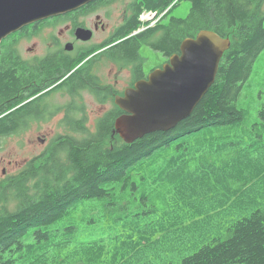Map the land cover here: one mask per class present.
<instances>
[{"label":"trees","instance_id":"trees-1","mask_svg":"<svg viewBox=\"0 0 264 264\" xmlns=\"http://www.w3.org/2000/svg\"><path fill=\"white\" fill-rule=\"evenodd\" d=\"M133 1V18L108 41V45L120 46L118 57H137L143 44L169 56L179 52L183 39L195 36L200 30L209 29L227 37L234 29L214 83L192 113L174 129L149 133L131 143L119 137V145L111 142L109 145L107 141L112 135L118 136L112 134L115 119L121 112L117 108V112L112 111L100 120L96 130L73 127L66 135L54 139L55 145L45 160L36 164L39 158H33L19 172L1 178L0 264H14L19 259L23 264H62L61 257L49 258L46 252L34 256L22 253L26 249L43 248L38 243L46 232L36 229L37 241L25 242L28 228L46 227L86 199L114 195V184L120 182L124 189L133 170L154 165H164L163 170L158 168L159 175L172 179L181 173L213 178L209 179V191H204L209 206L199 197L185 202L188 209L183 213L192 216L193 226L181 222L180 228L161 230L162 242H168L170 250L191 241L199 230L198 222L207 220L210 227L218 213L234 215L223 224L224 233L210 229L208 234H201L203 243L193 253L182 255L180 264H264V151L255 158L249 150L251 144L241 147L247 142L243 134L256 148L264 144V135L255 137L244 127L245 111L236 104L254 61L264 49V0H188L191 6L185 17L170 16L167 20L180 0ZM146 11L164 14L156 26L133 35L144 25L140 15ZM16 34L9 36L14 40L0 45V145L4 137L23 131L31 121L41 118L35 111L34 101L27 100L34 92L20 94L21 85L30 81V75L26 70L22 74L18 72L19 59L14 48ZM65 72L58 77L53 74V82ZM70 81L56 88L70 93ZM78 82L84 79L78 78ZM258 113L264 127V103ZM229 136L233 139L227 138ZM214 145L230 147L224 148V156L218 158L214 157ZM191 165L197 168L186 170ZM225 166L231 168L227 170ZM178 168H182L181 173ZM35 179L37 181L31 184ZM232 180L236 183L232 184ZM196 199L199 202L193 201ZM181 208L180 205L179 214H182ZM142 232L145 234L137 242L139 250L159 245L157 236L147 240L149 229ZM190 232L196 233L189 236ZM95 246L92 244V248L85 249L93 250ZM71 264L85 263L77 259Z\"/></svg>","mask_w":264,"mask_h":264},{"label":"rangeland","instance_id":"rangeland-1","mask_svg":"<svg viewBox=\"0 0 264 264\" xmlns=\"http://www.w3.org/2000/svg\"><path fill=\"white\" fill-rule=\"evenodd\" d=\"M129 1L131 0H118L114 2L115 4L112 7L110 6L109 11L112 18H107V21L110 22V31L97 38L95 37L94 41H102L106 38L111 40L112 32L122 20L119 12L123 9L126 10V4ZM190 6L191 3L188 0H180L166 20L170 16L185 17ZM262 12L264 13V3ZM152 16L153 18L149 20L152 21L151 24L159 17L161 19L163 15L156 13ZM143 27H145V24ZM233 35L234 29L229 31L227 37L231 39ZM28 44L29 41L25 40L24 45ZM19 47L20 45H18ZM140 53L148 58L147 62L149 63L164 59L160 51L151 47L142 46ZM102 60L104 61L105 58H102ZM103 61L101 68L106 72L109 69V63ZM50 99L52 104L60 107L52 117L44 122H31L23 131L2 139L0 145V179L19 172L33 158H39L36 164L42 162L43 159L45 160L54 146V139L68 133L60 122L61 110L67 101L66 93L59 90L53 91ZM85 101L93 119L111 105L110 103L94 104L92 96L89 94L85 95ZM262 103H264V49L254 61L250 77L245 82L241 95L236 102L237 106L245 111L244 127H247L248 131L255 137L260 134L264 135V127L261 125L263 120L258 113ZM202 132H196V134ZM117 135H112L107 144L110 145L111 142V144L119 145L121 137L118 133ZM192 136L196 137V135ZM243 136L247 139V142L241 144V147L251 144L249 150L252 151L253 156L255 158L261 156L262 151H264V144L256 148V145L252 144L248 136L245 134ZM227 138L233 139L231 136ZM228 146L214 145V157H223ZM163 166L154 165L137 168L132 171V176L128 178L124 189L121 188L120 182L114 184L116 187L114 195L86 199L62 219L46 227H29L25 234V242H31L34 239V242H36L34 230L41 229L46 232L38 243L43 248L31 251L26 249L22 253H25L26 256H34L37 253L46 252L49 258L52 256L61 257L64 261H62V264H71L77 259L82 260L85 264H180L182 255L193 253L203 243L199 237L201 234H208L210 229L224 233V225L234 215L229 216L225 213H218L210 227L207 220L198 222L197 227H199V230L196 231V236L192 237L187 244L175 248L176 250H170L167 247L169 243L162 242L161 230L167 231L173 230L175 227L180 228L182 223L189 227L193 226L192 216L183 213L188 209L185 202L190 198L199 197L206 200L205 205L209 206L208 195L204 191H209L210 177L204 174L202 177L194 174L184 175L181 173L182 168H178V173L181 174L172 179L164 174L159 175L158 168L163 170ZM218 166L221 165L218 164ZM196 168V165H191L186 167V170ZM199 168L203 170L202 166ZM224 168L229 170L231 167L225 166ZM197 177H199L197 180L193 179ZM36 181L37 179L33 180L31 184ZM235 183L232 180V184ZM193 201L199 202L197 199ZM180 205L182 214H179ZM147 229L150 230L146 235L149 236L147 240L154 239L157 236L156 240L159 239V245L139 250L140 245L137 242L143 239L145 233L142 231ZM196 232H190L188 235L192 236ZM170 234L173 235V231ZM92 244H96L94 249L87 251L85 248H92ZM19 253L20 251L15 255ZM14 264H23L22 259Z\"/></svg>","mask_w":264,"mask_h":264},{"label":"flooded vegetation","instance_id":"flooded-vegetation-1","mask_svg":"<svg viewBox=\"0 0 264 264\" xmlns=\"http://www.w3.org/2000/svg\"><path fill=\"white\" fill-rule=\"evenodd\" d=\"M115 1L118 0H93L67 13L37 20L17 31L15 35L17 46L14 47L19 59L18 72L22 74V71L26 70L30 75V81L21 85L20 94L34 92L27 100L34 101L35 111L41 115L39 120L31 122H44L59 110V105L50 102L53 91L59 90L67 95L60 118L66 131L70 132L73 127L94 131L106 114L112 111L117 112V108L121 111L120 114L124 113L115 104L116 97L123 96L126 89L133 87L140 80H147L153 70L162 68L169 62L171 55L165 56L161 51L163 60L147 62L148 58L140 53L142 46L150 47L145 44L139 47L137 57L130 58L123 55L116 56V53H120V46L108 45L109 38L94 41L95 37L110 31V22L107 18H112L109 8L115 4ZM126 7V10L119 12L122 20L112 32L110 39L114 38L116 31L126 21L133 18L134 1H129ZM159 21L160 17L153 24L151 21H146L145 27L143 25L132 34L146 32L149 27L156 26ZM79 29L89 31L90 38H81L78 35ZM12 40L14 38L8 36L2 42L8 43ZM25 40L29 41L26 46ZM18 45H20L19 48ZM102 58L105 60L103 61ZM102 61L109 63V69L106 72L101 68ZM65 70L64 75L53 82L54 75L58 77ZM78 78H83L84 82H78ZM68 80H71L69 84H72L70 93L62 88H56ZM24 83H26L25 80ZM86 94L92 96L94 104L110 103L111 105L93 119L85 101Z\"/></svg>","mask_w":264,"mask_h":264},{"label":"water","instance_id":"water-1","mask_svg":"<svg viewBox=\"0 0 264 264\" xmlns=\"http://www.w3.org/2000/svg\"><path fill=\"white\" fill-rule=\"evenodd\" d=\"M93 0H0V43L23 27L51 16L75 10ZM78 35L89 39L87 30ZM229 37L203 29L182 40L162 68L153 70L125 90L115 104L124 111L114 123V132L131 143L146 134L169 131L187 118L214 83Z\"/></svg>","mask_w":264,"mask_h":264},{"label":"crops","instance_id":"crops-1","mask_svg":"<svg viewBox=\"0 0 264 264\" xmlns=\"http://www.w3.org/2000/svg\"><path fill=\"white\" fill-rule=\"evenodd\" d=\"M209 177H210V179H213L212 176H209Z\"/></svg>","mask_w":264,"mask_h":264},{"label":"bare ground","instance_id":"bare-ground-1","mask_svg":"<svg viewBox=\"0 0 264 264\" xmlns=\"http://www.w3.org/2000/svg\"><path fill=\"white\" fill-rule=\"evenodd\" d=\"M153 13L156 14V11H154Z\"/></svg>","mask_w":264,"mask_h":264}]
</instances>
